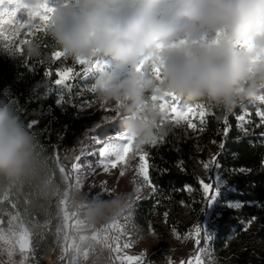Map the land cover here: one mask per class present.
I'll list each match as a JSON object with an SVG mask.
<instances>
[{"label": "clouds", "instance_id": "1", "mask_svg": "<svg viewBox=\"0 0 264 264\" xmlns=\"http://www.w3.org/2000/svg\"><path fill=\"white\" fill-rule=\"evenodd\" d=\"M18 13L43 17L53 48L66 57L110 62L93 81L95 102L118 106L122 134L136 147L166 131L160 101L169 94L229 114L264 92V0H5L0 22ZM23 54L42 55L34 42L23 44ZM142 61L161 78L137 71ZM42 165L34 131L0 97V179ZM123 205L117 193L90 211L102 219Z\"/></svg>", "mask_w": 264, "mask_h": 264}, {"label": "trees", "instance_id": "2", "mask_svg": "<svg viewBox=\"0 0 264 264\" xmlns=\"http://www.w3.org/2000/svg\"><path fill=\"white\" fill-rule=\"evenodd\" d=\"M38 28H44L45 32L36 33ZM29 32L33 35H27L25 42L22 40L20 43L23 45L34 42L40 48L42 55L39 58H30L35 66L28 62L23 53H16L0 44V97L8 98L26 122L33 119L40 121L32 130L37 137L43 165L35 172L18 179H0V218L6 219L10 214L19 215L30 230L32 251L29 264H45L55 247L58 210L63 200L65 199L70 211L77 205L73 197L76 184L74 170L56 155L52 146H58L61 157L65 153L70 156L77 155L81 141H84L85 146L87 137L96 134L89 129L97 123L104 124L101 134L110 135L121 129V112L118 110V114L116 107L107 112L102 107L94 112H86L57 106L56 97L48 94L45 89L55 77L45 78L43 72L49 66L54 70L65 57L58 61L50 60V54L55 49L47 35L46 24H38ZM67 63L72 64L73 60L70 58ZM245 105L252 113V120L258 122L255 116L258 103L252 101ZM211 111L215 112V117H208L206 129L202 133L187 129L184 124L171 128L165 125L166 131L158 133L153 139L154 141L158 136L164 137L163 141L156 146L151 145L152 141L143 147L149 153V174L152 183L157 185V191L153 193L152 190L136 202L132 219L135 227L143 230L156 227L165 236L168 230L175 229L176 233L183 235L193 224L200 222L204 225L206 222L208 208L201 212V186L198 183L201 170L198 162L207 161L220 154L219 143L224 139V113L216 109ZM241 111L242 107H238L228 114L232 127L220 155L218 170L226 180L227 188H232L222 193L221 201L236 199L242 202L243 207L236 210L218 206L213 210L212 216L218 224L216 243L232 227H239L242 219L258 216L264 223V167H261V161L264 160V142L260 137L264 127L248 125L249 132L245 134L237 127L238 122L233 115ZM181 160L184 162V170L177 167V162ZM240 168L250 171H232ZM164 169L168 171L164 173ZM186 184L191 185L192 190L175 191ZM181 200L185 201L184 206L180 204ZM163 217L166 218V224L162 223ZM227 220V227L222 229L221 221ZM71 223L72 221L67 224L66 243H69Z\"/></svg>", "mask_w": 264, "mask_h": 264}, {"label": "rangeland", "instance_id": "3", "mask_svg": "<svg viewBox=\"0 0 264 264\" xmlns=\"http://www.w3.org/2000/svg\"><path fill=\"white\" fill-rule=\"evenodd\" d=\"M68 2H71V0H68ZM4 3L5 0H0V5ZM23 19L25 20L24 26L20 24L14 25L13 22H0L1 40L11 37L10 43L16 38L25 42L29 30L38 24H45L41 19L31 17ZM20 33L22 34L20 35ZM69 59L65 57L60 65L68 64L67 61ZM103 61L107 67L111 66L110 62ZM76 67L79 69L80 66L77 65ZM93 81V79H89L78 84L74 89V91L80 93L78 99L95 101V95H91L86 90L89 85L93 84ZM168 99L161 100L160 105ZM100 107L94 102L89 110L84 111L94 112ZM106 107L110 109L116 106L108 105ZM117 131L122 133L121 129H118L110 135H114ZM129 142L133 155L138 150H143V147H136L130 140ZM85 146L89 148L98 147L97 145H92L89 141ZM89 159H92L95 164V158L90 157ZM139 163L137 156L135 159H130L127 166L120 164L108 172L96 166L95 172L88 176H84L83 173L78 176L74 170L77 178L75 190L83 196L80 203L78 202L75 207L78 208V213L80 212L78 217L83 223V229L78 231L76 236L74 233V239H69L73 247L77 246V251L68 250V241L67 243L65 242L68 236L67 224L72 221L73 211L68 209L64 199L62 206L58 210L57 238L51 254L58 250H64L66 247L67 264H138L139 257H143L148 264H182V262L187 264L190 259L195 264L194 257L197 255V250L194 237L189 238L185 234L178 235L173 230H168L165 236L156 227L143 230L135 227L132 220L126 222L125 217L131 215L132 205L135 206L137 201L153 190L137 175L135 169ZM204 163H208L210 169L206 170L203 167ZM198 164L201 170L200 180L203 179L205 182L212 183L216 192L211 206L208 207L207 219L204 223L215 242L212 245L214 249L212 253L214 255V264H264V228L261 227L264 223L260 219L253 223L247 232L242 229L244 222L248 219L240 220L239 227H232L231 231L216 243L215 237L218 224L216 218L212 216L213 210L218 206L237 210L240 208H233L229 205L242 204V202L236 199H228L222 202V193L232 188H227L226 180L220 175L218 167H212L211 159L199 161ZM121 171L125 173L123 176L120 175ZM138 184L140 185L139 191H137ZM117 193L124 196L122 210L102 219L93 218L90 211L92 207L101 200L112 199ZM261 206L262 204L259 207ZM186 212L187 208L184 209V213ZM228 220L220 222L222 229L227 227ZM162 223L166 224L165 217H163ZM196 224H193L188 232H194ZM226 242L227 247H225ZM31 251L30 230L19 215L10 214L6 219L0 218V264H29ZM98 254H102L103 262L98 261ZM202 255L207 259L209 253L206 251ZM45 264H52L50 256Z\"/></svg>", "mask_w": 264, "mask_h": 264}, {"label": "snow or ice", "instance_id": "4", "mask_svg": "<svg viewBox=\"0 0 264 264\" xmlns=\"http://www.w3.org/2000/svg\"><path fill=\"white\" fill-rule=\"evenodd\" d=\"M39 19L44 21L43 17ZM13 24H20L21 26L25 25V20L22 16L18 13ZM44 28L36 29V33H44ZM22 33H20L21 35ZM27 35H33L29 32ZM11 37H8L4 40H0V44L5 45L6 47L10 48L11 50L15 51L16 53H23V45L20 43L18 38L15 39V43H10ZM66 57L64 53L60 52L59 50H54L50 54L51 61H58L62 58ZM28 58V57H27ZM73 63L71 65L63 64L57 65L55 69L51 66L45 68L43 75L45 78L55 77V79L51 80L49 86L45 89L47 90L48 94L54 95L56 97L55 103L57 106L61 108H68L71 107L77 110H89L91 105L95 102L91 99H78L80 95L79 92L74 91V89L78 86L81 81H87L89 79H95L97 71L102 67H107L106 63L101 59H95L91 62H87L80 59H72ZM28 62L34 65L30 58H28ZM80 66L77 69L76 66ZM147 65V67H145ZM35 66V65H34ZM143 69V70H142ZM137 71H144L154 75L157 79H160V70L154 66H149L145 61H142L136 67ZM91 95H95L94 89L92 84L89 85L86 89ZM166 98H169L165 103L161 104V111L165 115V120L162 122L161 127L167 125L169 128L172 126H181L183 123L186 125L187 129L193 130L195 132H203L206 129L208 123V117L212 116L215 117V112L211 111V108L203 103L200 104H187L183 100L176 98L174 95L169 94ZM155 99V97H153ZM165 100V99H164ZM253 102L258 103L259 106L255 109V116L257 117L258 122L252 120V113L247 110V105L242 106V111L239 114L233 113L235 119L237 120V127L243 131L245 134H248L249 128L248 125H255L257 128L264 127V92L259 94ZM102 110L107 112L108 109L106 106L102 107ZM116 111L119 114L118 106L116 107ZM107 120V117L104 118ZM223 137L219 143V147L221 149L220 154H216L211 157L212 160V167H220V155L222 154L226 138L231 131V124L228 119V114L223 115ZM40 124V121L37 119H33L28 122V126L31 129H34ZM104 128L103 122L97 123L93 127L89 129V131L96 133L95 135H90L87 137V140L92 145H97L98 147L89 148L84 146V141H81V147L79 150V154L70 156L68 153H65L63 157L59 152L58 146L53 144V150L55 151L56 155L63 161H65L68 165L72 167L73 170L76 171V174L79 176L81 173L84 176H88L92 174L96 170V166L103 168V171L108 172L110 169L116 168L118 165L123 164L127 166L129 164L130 159H135L138 156L140 161L139 165L135 169L137 175L141 177L142 181L146 183L153 189V193L157 191V185L152 183L150 174H149V153L143 149L138 150L133 155V150L131 148V144L128 140V137L122 134L121 132L117 131L114 135L109 134H101ZM260 137L262 138V142H264V132L260 133ZM164 137H157L156 140L152 142V146H156L163 141ZM118 141H126V142H118ZM216 143V141H213ZM90 157L95 158V164ZM184 162L178 161L177 167L183 168ZM203 167L208 170L210 166L208 163H204ZM261 167H264V160L261 161ZM168 170L164 169L163 172L166 173ZM233 172H249L250 169H232ZM125 173L124 171L120 172V175L123 176ZM198 183L201 186V203L202 208L201 212L205 208L211 206L214 197L216 195L215 186L212 183L205 182L203 179L199 180ZM140 185L138 184L137 191H139ZM192 190L191 185H184L180 189H175V191L180 192H188ZM180 204L182 206L185 205V201L181 200ZM233 208H241L243 205L241 203H236L233 205H229ZM134 214V205L131 208V215L126 216L125 220L130 221L132 220ZM168 213H165L167 217ZM259 218L256 216H252L246 222H244L243 231L247 232L249 228L255 223ZM264 228V225L261 226ZM175 231V229H174ZM179 235V234H178ZM185 235L189 238L195 239V248L197 250V255L194 257L195 264H214V249L212 245L214 241L208 231V228L198 222L194 226V232L189 231L185 233ZM202 243L204 246H202ZM225 247H227V242L225 243ZM208 252L209 256L207 259L203 257L204 252ZM148 264L143 257L138 258V264ZM184 264V262H182ZM187 264H193L192 259H190Z\"/></svg>", "mask_w": 264, "mask_h": 264}, {"label": "built area", "instance_id": "5", "mask_svg": "<svg viewBox=\"0 0 264 264\" xmlns=\"http://www.w3.org/2000/svg\"><path fill=\"white\" fill-rule=\"evenodd\" d=\"M76 178V176H75ZM77 180V178H76ZM74 199L76 200V202L80 203V201L82 200L83 196L81 194H79V192H77L75 190L74 194H73ZM72 223H71V233H70V239H74L75 236L78 234V231L83 229V223L80 221L79 213H78V208H74L72 210ZM75 233V236H73ZM67 249L68 250H73V252L77 251V246L73 247V245H71L70 241L67 245ZM98 261L103 262V256L102 254H98L97 256ZM50 261L52 264H67V258L65 255V250H58L57 252L53 253L50 255Z\"/></svg>", "mask_w": 264, "mask_h": 264}, {"label": "crops", "instance_id": "6", "mask_svg": "<svg viewBox=\"0 0 264 264\" xmlns=\"http://www.w3.org/2000/svg\"><path fill=\"white\" fill-rule=\"evenodd\" d=\"M64 250H66V247H65V249ZM65 254H66V251H65Z\"/></svg>", "mask_w": 264, "mask_h": 264}]
</instances>
